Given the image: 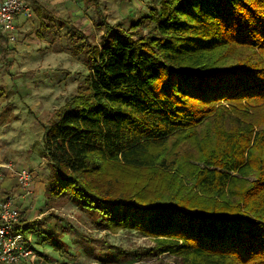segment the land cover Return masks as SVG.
<instances>
[{"label": "trees", "instance_id": "1", "mask_svg": "<svg viewBox=\"0 0 264 264\" xmlns=\"http://www.w3.org/2000/svg\"><path fill=\"white\" fill-rule=\"evenodd\" d=\"M92 3L99 41L64 34L88 74L45 125L49 193L180 264H264V0H158L127 27Z\"/></svg>", "mask_w": 264, "mask_h": 264}, {"label": "rangeland", "instance_id": "2", "mask_svg": "<svg viewBox=\"0 0 264 264\" xmlns=\"http://www.w3.org/2000/svg\"><path fill=\"white\" fill-rule=\"evenodd\" d=\"M142 1L139 12L119 20L125 27L158 0ZM79 10L74 22L92 41H99L102 30L95 25L98 16L91 3L80 0ZM54 47L61 52L12 53L11 76L0 75V162L12 166L5 170V177L18 180L17 173L22 169L31 172V192L24 193L25 197L21 194L19 199L23 202L22 216H27L21 222L46 217L47 223L26 230L35 254L17 264H180L170 254L151 252L154 242L137 229L111 231L98 224L101 217L82 208L78 200L49 193L52 167L44 154L45 125L88 74L82 56L72 52L66 38ZM4 68V61H0V72Z\"/></svg>", "mask_w": 264, "mask_h": 264}, {"label": "crops", "instance_id": "3", "mask_svg": "<svg viewBox=\"0 0 264 264\" xmlns=\"http://www.w3.org/2000/svg\"><path fill=\"white\" fill-rule=\"evenodd\" d=\"M88 1L96 11L92 0ZM99 1L103 11L106 14V11L110 13L113 22H120L119 20L128 18L131 14L137 13V11L139 12L141 8L140 4L143 3L142 0ZM28 2L32 9V16L28 17L24 13H21L15 18L16 40L14 41L15 45L12 44L14 42L9 43V46L12 48L11 54L34 55L51 52L60 53L61 51L55 49L54 46L59 40L65 37L64 34L70 29V23L68 21L71 20L74 22V18L80 13V0H28ZM87 6L89 7L90 4L87 3ZM59 18L65 19L68 23L66 22V24L62 25ZM66 28L68 29L66 30ZM61 34L62 36L59 37ZM0 36L2 37L1 34ZM1 51L2 44L0 38V53ZM12 68L13 62L10 70ZM11 74L12 71H10V74L3 76H11ZM22 191L19 180L16 177H4L0 179V201L8 195L14 196L15 198L17 197L16 202L22 208L23 202L19 200L22 196L24 197ZM21 194L22 196H20ZM23 219H27V216H22L21 220Z\"/></svg>", "mask_w": 264, "mask_h": 264}, {"label": "built area", "instance_id": "4", "mask_svg": "<svg viewBox=\"0 0 264 264\" xmlns=\"http://www.w3.org/2000/svg\"><path fill=\"white\" fill-rule=\"evenodd\" d=\"M21 13L32 16L28 0H0V34L10 42L16 40L15 18ZM11 168L10 163L0 162V179L5 177V170ZM17 176L25 197L24 193L31 192V172L22 169ZM21 219V208L14 196L3 198L0 201V264H17L35 254L29 235L17 228Z\"/></svg>", "mask_w": 264, "mask_h": 264}]
</instances>
